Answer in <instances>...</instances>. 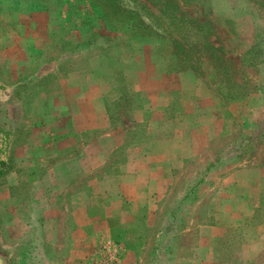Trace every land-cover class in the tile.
Masks as SVG:
<instances>
[{
    "label": "rangeland",
    "instance_id": "1",
    "mask_svg": "<svg viewBox=\"0 0 264 264\" xmlns=\"http://www.w3.org/2000/svg\"><path fill=\"white\" fill-rule=\"evenodd\" d=\"M117 1L123 6L116 12L94 0H0V155L7 165L16 159L20 146L14 144L26 140L33 126L51 141V129L60 124L61 139L67 142L73 125L62 117L57 123L56 113L66 106L64 77L69 71L76 72V82L86 79L87 86L100 84L98 69L108 70V82L131 83L125 75L132 52L139 77L149 70L151 60L145 55L153 47L156 55L171 54L169 73L187 70L213 97L197 99L187 119L174 117L179 114L174 97L177 105L168 128L173 139L179 130H202L204 140L189 149L182 166H173L163 189L156 185V199L112 200L103 193L105 185L93 181L85 214L75 221L61 217L64 231L55 233L57 239L84 247L92 264H114L111 257L119 264L128 259L130 264H264V0L195 1L181 7L179 32L172 38L156 23L150 24L152 37H136L145 30L123 16L139 13L135 4L143 1ZM148 7L153 16L165 19L159 8ZM103 59L110 64L101 65ZM73 85L78 95L82 85ZM39 97L49 112L39 119L27 117ZM117 122L113 127L121 130L127 123ZM87 134L76 135L77 149ZM123 155L121 150L114 158ZM97 156L81 159L90 169L80 175L98 180L108 173V167L93 168ZM27 175L17 172L11 195L0 189V255L6 264H24L25 244L29 264H37L39 247L52 239L44 226L51 216L38 214V207L46 205L31 190L32 176ZM109 199L118 214L107 213ZM216 224L225 232L208 235Z\"/></svg>",
    "mask_w": 264,
    "mask_h": 264
},
{
    "label": "crops",
    "instance_id": "2",
    "mask_svg": "<svg viewBox=\"0 0 264 264\" xmlns=\"http://www.w3.org/2000/svg\"><path fill=\"white\" fill-rule=\"evenodd\" d=\"M153 48L145 55L152 62L149 61V70L144 77H139L140 68L137 57L134 59L135 52L130 54L131 62L128 61L126 64L125 76L131 78V83L108 82V70L94 69L95 73L98 71L100 84L87 86L86 79L83 82H76V72L69 71L64 77L68 90L64 98L65 111L59 109L56 113L57 123L61 122L62 117L70 119L73 125L71 130H67V142L65 143L64 138L61 139V126L56 124L58 128L51 129L55 140L51 137L49 141V136L45 135L44 131L41 133L39 128L33 126L27 131L26 140L19 138V143L14 144V147L20 146L17 149L19 153L15 156L16 159L10 161L8 170L0 177L2 180L0 189L6 188L11 195L12 182L17 178V172L32 176L31 190L35 189L37 199L46 205L38 207V214L51 216V219H46L44 226L50 230L52 239L47 238L46 244L43 243L41 248L39 247L41 252L38 256L41 258H36L37 264H92L90 258L87 259V255L84 256L81 251L84 247L77 246L73 240L60 241L55 233L61 234L64 231V225L60 222L63 219L61 217L72 216L75 221L76 215L85 214L87 201L92 199L93 181H97L101 186L105 185L103 193L112 200L124 198L130 202L138 200L144 203L149 199H156V191L163 189L170 181L173 166L177 164L182 166L188 157L189 149L196 148L204 140L205 132L202 130L187 134L179 130L174 134L178 135V138L173 139L172 130H169L168 125L173 120L172 108L177 105V102L173 101L174 97L175 100L176 96L179 99V114L174 117L187 119L191 117L187 115L189 106L197 105L200 102L196 101L197 99L204 101L211 97L209 90L202 83H198L195 76L187 70L179 69L175 71L176 73L179 71L177 74L171 75L169 71L172 55L164 58L156 55ZM93 59L87 61L90 69ZM102 64L110 63L103 59ZM173 78L175 83L172 82ZM73 83L81 85L84 83L78 95L72 92L77 86ZM57 94H60L59 89ZM50 95H55V89ZM120 98L127 102L122 101L118 104ZM41 100L39 97L32 103V111L26 115L27 117L39 119L49 112L43 110ZM51 102L53 104L54 101ZM118 120L127 121L122 127L123 130L113 127V124H118ZM51 125L55 126L52 122ZM140 127L142 131L138 130ZM94 131L99 132L97 136L93 134ZM82 133L88 134L77 149L75 137ZM93 137L96 139L92 145L89 139H94ZM121 150L124 153L123 159L114 158ZM95 155H98L99 160L93 168L99 167L106 171L105 167H108V173L103 174L98 180H93L90 175L79 174L90 169L87 167V160ZM82 158L87 159L83 164ZM156 185L161 187L157 188ZM111 199L106 211L109 214H118V207L113 206ZM207 232L209 235L225 230H221L216 224ZM23 249L25 255L20 257V260H25L24 264H29L30 258H26L28 244H25ZM0 256L6 264L5 257ZM124 264H130V259L124 261Z\"/></svg>",
    "mask_w": 264,
    "mask_h": 264
},
{
    "label": "trees",
    "instance_id": "3",
    "mask_svg": "<svg viewBox=\"0 0 264 264\" xmlns=\"http://www.w3.org/2000/svg\"><path fill=\"white\" fill-rule=\"evenodd\" d=\"M98 3V5H102L103 7H111L114 8V11L121 10V7L123 4L117 0H94ZM137 1L135 4L137 8L139 9V13H136L135 11L132 12V15L129 16H123L125 19L132 20L135 25H137L139 28H143L145 30V34H139L135 35L136 37H146L150 38L152 37V32L150 30V24L156 23L157 26L161 29V31L168 32V34H171V38L173 37L172 34L179 32L177 24L178 21L182 20L179 18L181 13V7L192 5L195 1L196 3L200 0H178L176 2L175 0H142ZM134 2H136L134 0ZM180 3V4H179ZM195 3V4H196ZM154 6L157 9L159 8V11L161 15L165 19L156 18L153 16V14L150 11V8L148 6ZM124 9V7H123ZM113 11V12H114ZM122 13L128 14L130 11H124ZM173 28V29H172ZM156 37V36H155ZM1 152V149H0ZM8 170L7 161L4 158L3 155H0V177L5 174V172Z\"/></svg>",
    "mask_w": 264,
    "mask_h": 264
},
{
    "label": "built area",
    "instance_id": "4",
    "mask_svg": "<svg viewBox=\"0 0 264 264\" xmlns=\"http://www.w3.org/2000/svg\"><path fill=\"white\" fill-rule=\"evenodd\" d=\"M108 260L110 262L114 263V264H119L117 257L116 258L115 257H111V258H108Z\"/></svg>",
    "mask_w": 264,
    "mask_h": 264
},
{
    "label": "water",
    "instance_id": "5",
    "mask_svg": "<svg viewBox=\"0 0 264 264\" xmlns=\"http://www.w3.org/2000/svg\"><path fill=\"white\" fill-rule=\"evenodd\" d=\"M0 264H4V260L1 256H0Z\"/></svg>",
    "mask_w": 264,
    "mask_h": 264
}]
</instances>
